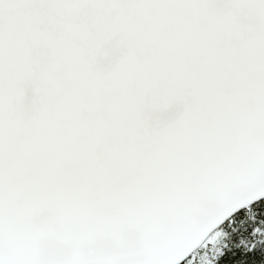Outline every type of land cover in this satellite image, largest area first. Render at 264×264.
<instances>
[{
    "label": "snow or ice",
    "instance_id": "snow-or-ice-1",
    "mask_svg": "<svg viewBox=\"0 0 264 264\" xmlns=\"http://www.w3.org/2000/svg\"><path fill=\"white\" fill-rule=\"evenodd\" d=\"M0 264H264V0H0Z\"/></svg>",
    "mask_w": 264,
    "mask_h": 264
}]
</instances>
